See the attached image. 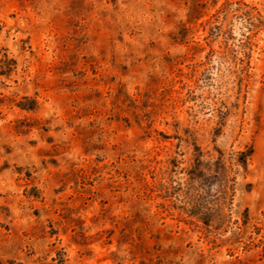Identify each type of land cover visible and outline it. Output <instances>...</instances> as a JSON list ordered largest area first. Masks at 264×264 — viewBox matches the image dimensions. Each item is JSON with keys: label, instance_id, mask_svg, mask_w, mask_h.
Wrapping results in <instances>:
<instances>
[{"label": "rangeland", "instance_id": "374dc122", "mask_svg": "<svg viewBox=\"0 0 264 264\" xmlns=\"http://www.w3.org/2000/svg\"><path fill=\"white\" fill-rule=\"evenodd\" d=\"M0 264H264V0H0Z\"/></svg>", "mask_w": 264, "mask_h": 264}, {"label": "trees", "instance_id": "16d2710c", "mask_svg": "<svg viewBox=\"0 0 264 264\" xmlns=\"http://www.w3.org/2000/svg\"><path fill=\"white\" fill-rule=\"evenodd\" d=\"M250 25H253L254 27H256V26H257L255 23H250Z\"/></svg>", "mask_w": 264, "mask_h": 264}]
</instances>
